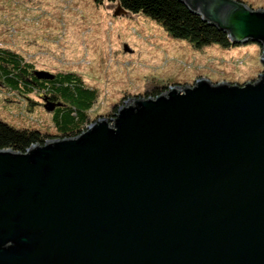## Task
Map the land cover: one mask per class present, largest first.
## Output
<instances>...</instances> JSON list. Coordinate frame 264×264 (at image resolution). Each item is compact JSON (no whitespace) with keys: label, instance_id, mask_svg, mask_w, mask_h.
I'll return each instance as SVG.
<instances>
[{"label":"water","instance_id":"obj_1","mask_svg":"<svg viewBox=\"0 0 264 264\" xmlns=\"http://www.w3.org/2000/svg\"><path fill=\"white\" fill-rule=\"evenodd\" d=\"M179 1L232 45L258 43L264 65V9ZM0 264H264V71L133 96L74 137L0 149Z\"/></svg>","mask_w":264,"mask_h":264},{"label":"rangeland","instance_id":"obj_2","mask_svg":"<svg viewBox=\"0 0 264 264\" xmlns=\"http://www.w3.org/2000/svg\"><path fill=\"white\" fill-rule=\"evenodd\" d=\"M241 1L264 9V0ZM116 7L94 0H0V47L17 52L36 71L80 75L97 93L89 123L111 118L133 96H155L200 78L243 85L264 71L258 43L197 48L148 16L117 14ZM44 96L37 91L16 96L0 86V119L55 138Z\"/></svg>","mask_w":264,"mask_h":264},{"label":"trees","instance_id":"obj_3","mask_svg":"<svg viewBox=\"0 0 264 264\" xmlns=\"http://www.w3.org/2000/svg\"><path fill=\"white\" fill-rule=\"evenodd\" d=\"M94 1L97 4L104 1L116 2L128 12L148 16L169 35L185 39L197 48L210 44L223 47L232 45L226 33L203 21L179 0ZM0 86L16 96H26L36 91L44 93L43 99L54 104L51 111L58 133L55 138L74 137L83 131L89 124L87 112L97 97L96 91L86 86L80 75L74 72H56L52 78L37 77L31 63L17 52L4 47H0ZM45 140L47 138L40 130L17 128L0 119V149L24 152L31 145Z\"/></svg>","mask_w":264,"mask_h":264},{"label":"flooded vegetation","instance_id":"obj_4","mask_svg":"<svg viewBox=\"0 0 264 264\" xmlns=\"http://www.w3.org/2000/svg\"><path fill=\"white\" fill-rule=\"evenodd\" d=\"M45 98V97H44ZM47 100V99H46ZM48 101V100H47ZM49 102V101H48ZM50 103H52L51 101H50ZM53 104V103H52Z\"/></svg>","mask_w":264,"mask_h":264}]
</instances>
